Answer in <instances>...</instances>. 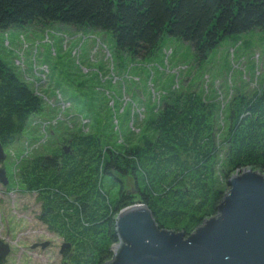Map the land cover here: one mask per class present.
<instances>
[{"label":"trees","instance_id":"1","mask_svg":"<svg viewBox=\"0 0 264 264\" xmlns=\"http://www.w3.org/2000/svg\"><path fill=\"white\" fill-rule=\"evenodd\" d=\"M34 23L110 32L117 50L134 57L150 56L165 34L203 59L227 37L264 32V0H0V30ZM41 103L0 60L3 148ZM144 126L151 136L136 145L110 147L100 134L73 133L62 142L67 154L56 149L16 163L18 183L36 195L39 220L69 245L65 264L109 261L114 219L132 205L148 208L159 228L187 236L216 215L230 176L264 174L263 91L234 98L220 140L214 106L195 93L171 94Z\"/></svg>","mask_w":264,"mask_h":264},{"label":"rangeland","instance_id":"2","mask_svg":"<svg viewBox=\"0 0 264 264\" xmlns=\"http://www.w3.org/2000/svg\"><path fill=\"white\" fill-rule=\"evenodd\" d=\"M0 60L42 102L3 148L9 186L0 184V240L10 248L3 264H61L62 239L39 220L36 195L18 183L16 163L51 154L73 133L100 134L110 147L141 143L151 136L146 122L179 93L214 106L220 140L234 98L264 92V32L257 30L223 39L203 59L165 34L150 56L134 57L117 50L110 32L34 23L0 30ZM123 187L131 193L132 181ZM34 243L50 246L32 249Z\"/></svg>","mask_w":264,"mask_h":264},{"label":"water","instance_id":"3","mask_svg":"<svg viewBox=\"0 0 264 264\" xmlns=\"http://www.w3.org/2000/svg\"><path fill=\"white\" fill-rule=\"evenodd\" d=\"M68 153L67 147L63 148ZM0 143V183L7 185ZM216 215L185 235L161 229L143 205H132L114 219L117 243L104 264H264V174L243 170L230 176ZM47 243L41 247L44 248ZM69 245L62 243L60 254ZM9 246L0 240V261Z\"/></svg>","mask_w":264,"mask_h":264},{"label":"flooded vegetation","instance_id":"4","mask_svg":"<svg viewBox=\"0 0 264 264\" xmlns=\"http://www.w3.org/2000/svg\"><path fill=\"white\" fill-rule=\"evenodd\" d=\"M57 145H58V147H59V149H62L63 150V148H64V145L62 144V142H58L57 143ZM50 155V154H49ZM5 176H6V172H5ZM1 184V183H0ZM2 185V184H1ZM3 186V185H2ZM9 186V181H7V185L6 186H4L5 188L6 187H8ZM21 190H23V189H21ZM62 243H64L63 241H62ZM43 244H45V243H34L33 244V246H32V249H35V248H37V247H39V248H41V249H43L41 246L43 245ZM47 246H50V244L48 245L47 244ZM67 252V251H66ZM66 252H64V253H61L60 254V252H58L59 253V256H60V261H61V264H65V259H66Z\"/></svg>","mask_w":264,"mask_h":264}]
</instances>
